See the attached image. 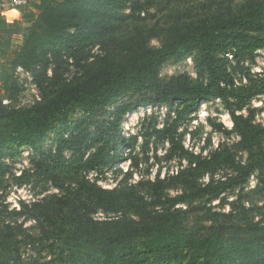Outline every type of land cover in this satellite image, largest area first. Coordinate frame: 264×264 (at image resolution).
<instances>
[{
  "label": "trees",
  "instance_id": "1",
  "mask_svg": "<svg viewBox=\"0 0 264 264\" xmlns=\"http://www.w3.org/2000/svg\"><path fill=\"white\" fill-rule=\"evenodd\" d=\"M38 1L33 8L29 4L19 9V18L3 17L0 8L1 98L8 104L15 100L17 68L30 74L38 91L29 106L0 111V176L8 169L3 159L28 147L34 152L33 165L14 182L21 186L36 175L59 192L30 205L21 202L20 209L12 212L42 220L40 234L51 241L50 248L57 242L65 245L67 258L72 259L68 264H145L146 257L152 258V264H182L187 259L195 263L200 258L205 264L264 263V203L257 209L260 221L242 233L231 232L222 223L234 215L232 210L208 213L211 223L206 231L191 233L183 227L189 209L177 207L188 197H218L254 172L258 173L257 188L264 192V126L253 122V111L247 117L237 114L231 102L237 101L240 109L251 98L264 95V77L238 88L233 77L246 61L255 60L257 50L264 49V0H243L236 10L234 0H201L194 7L197 12L186 21L165 28L133 26L130 32L120 31L123 34L113 30L108 18L130 8L124 0ZM130 6L138 12L142 5L133 2ZM23 22L30 26L23 28ZM19 35L21 44L16 45L13 38ZM154 38L160 42L158 47L150 44ZM191 54L196 56L199 72L207 76L205 83H193L187 75L169 81L159 77L163 64ZM227 55L232 56L234 72L227 68ZM64 58L73 59L78 76L69 79L61 72ZM134 96L141 100L116 106L108 113L105 130L97 126L92 134L84 121L70 120L76 110L104 113L107 106ZM210 99L223 103L233 123L231 129L215 123L213 128L238 135L237 149L247 152L245 163L223 145L206 156L189 153L186 167L176 176L161 180L157 175L155 181L141 184L148 187L152 202L133 192V187L105 189L85 180L77 181L72 189L59 177L61 168H70L61 156L70 143L82 148L72 161L81 173L126 160L115 147H109L110 138L105 136L112 131L119 135L121 117L136 106L181 103L172 124L155 133L173 144L168 158L173 152L184 153L180 141L174 139L178 125L202 100ZM57 129L60 132L52 150L44 141ZM92 148L95 150L87 155ZM221 166L229 167L233 174L205 186L197 184L196 176ZM179 185L182 195L162 200L165 189ZM99 211L107 218L95 219L93 215ZM1 227L0 251H13L18 264L17 235L23 232V224L8 222ZM0 264L8 263L0 259ZM48 264H66V258Z\"/></svg>",
  "mask_w": 264,
  "mask_h": 264
},
{
  "label": "rangeland",
  "instance_id": "2",
  "mask_svg": "<svg viewBox=\"0 0 264 264\" xmlns=\"http://www.w3.org/2000/svg\"><path fill=\"white\" fill-rule=\"evenodd\" d=\"M127 7L121 12L111 15L108 20L114 29L118 31L117 34H123L120 31H131L133 26H140L142 28H165L171 25L179 24L186 21L189 16L196 13L194 8L201 0H124ZM243 0H234L233 7L236 10ZM133 2L140 3L141 10L138 12L132 11L130 6ZM16 45L21 44V37L13 38ZM151 46L158 47L160 42L157 39L150 41ZM96 49V48H95ZM94 49V50H95ZM261 51H264L262 49ZM188 57V58H187ZM228 57V56H227ZM230 62L227 64L229 72H234V63L230 57ZM61 72L67 78L78 76L79 69L74 65L72 58L63 59ZM51 72V70H50ZM159 77L164 81L177 77L179 75H187L193 83H204L207 80L206 74L199 72L196 64L195 54L185 56L177 62H167L163 64L158 73ZM14 77L17 80L18 94L15 100L9 102L3 100L0 94V109L4 111L7 107H26L32 104L38 96V91L32 83L29 73L24 71H15ZM235 87L245 85L246 87L254 81L264 77V52L257 54L253 62L246 61L243 68L237 69L233 73ZM233 80V81H234ZM245 87V88H246ZM140 97H126L118 100L116 103L107 106L110 110H104V113L94 112L86 113L82 110H76L70 115V120L73 122L84 121L88 131L92 134L96 132L97 126L105 130L106 119L108 113L116 106L124 104H132L139 102ZM233 109L237 114L247 117L253 111V122L264 126V96H255L247 101L243 108L238 109V102L231 99ZM181 107V103H173L171 105H152V106H136L121 117L119 124V135H112L109 132L105 137L110 138L109 147H115L118 153L125 157L126 160L119 161L107 168H102L98 171L96 168L83 170L82 173L79 168L73 166L75 159L79 157L81 149L73 143H70L68 148L62 151V159L65 160L66 165L70 168H61L59 176L64 179L66 186L74 189L78 182L88 181L90 184L100 183L102 185L112 186L114 183L119 188L133 187L135 193H140L147 198L148 202H152L151 192L147 186H141L142 183L152 182L156 180L157 175L159 179L164 178L161 175L176 176V170L179 172L187 165V156L189 153H201L204 156L210 154L218 146L227 147L237 152L236 160L244 161L243 151L237 149V144L240 139L236 133L230 135L223 134L222 132L215 131L212 125L222 124L224 127L231 129L233 123L228 110L224 107L223 103L217 99L202 100L193 114L188 116L183 122L178 125L174 139L176 142L181 143L184 153L181 151L173 152L170 158L168 154L173 149V144L166 138L155 133V130H163L172 124L175 118L177 108ZM259 119V121H258ZM59 128V127H58ZM60 132L59 129L54 130L52 134L48 135L45 139V145H51L50 148H55L53 140L56 139V134ZM113 137V138H112ZM101 144V143H100ZM99 145V143H98ZM175 145V143H174ZM95 148H92L87 155L92 153ZM239 151V152H238ZM195 153V154H197ZM170 155V154H169ZM247 155V152H246ZM247 157V156H246ZM33 154L28 150V147H22L13 152L12 157L3 159L7 164L8 169L4 176H0V228L5 226L8 222L11 224H23V232L17 235L20 241L18 245L19 260L18 264H48L51 261H58L61 258H66V264L72 259L67 258L68 251L65 245L61 242L54 243L50 248L51 241L40 234L42 220H38L31 214H24L17 216L12 212V195L13 187H18L14 182L17 176L16 172H21L30 169L33 165ZM247 159V158H246ZM246 161V160H245ZM244 161V162H245ZM79 163V161H78ZM80 164V163H79ZM127 168L125 172L124 169ZM174 172V174H170ZM229 167L221 166L216 168L213 172L196 176L197 184L205 186L211 180H218L222 177L232 175ZM21 175V174H20ZM58 175V174H57ZM18 177V176H17ZM42 177L31 176L28 183L32 190V195L39 199H44L53 192V187L49 182H45ZM112 180L113 183H110ZM23 184V185H24ZM22 186V185H21ZM19 186V187H21ZM53 187V188H52ZM258 187V173L254 172L249 175L245 182L240 185L233 186L226 190L218 197L211 198V196H202L200 198L188 197L184 203H179L177 207L189 209L190 213L188 218L183 224V227L191 231V233H203L206 231L207 226L210 225L206 216L210 212L229 213L233 211L232 217L222 220L223 224L231 232L242 233L250 225L260 221V215L257 214V209L264 203V192ZM113 188V187H112ZM57 189V188H55ZM183 187H170L165 189L163 198H173L183 194ZM7 206V209L4 208ZM157 207L156 209H159ZM95 213L93 217L98 219L102 216L107 218L108 215ZM120 215V214H118ZM122 215V214H121ZM132 218L131 214H128ZM145 264H152V258L146 257ZM0 259L8 264H17L15 253L13 251H0ZM189 259L185 260L182 264H192ZM193 264H205L203 259L200 258ZM211 264H237V263H211ZM264 264V263H260Z\"/></svg>",
  "mask_w": 264,
  "mask_h": 264
},
{
  "label": "built area",
  "instance_id": "3",
  "mask_svg": "<svg viewBox=\"0 0 264 264\" xmlns=\"http://www.w3.org/2000/svg\"><path fill=\"white\" fill-rule=\"evenodd\" d=\"M29 4H30V0H6V1H3L2 4H0V8L3 9V12H4V11L9 10V9H23V8H26ZM262 52H264V51H261V50H257L256 51L257 54H260ZM227 56L232 59V56L231 55H227ZM16 70L19 71V72L23 71L21 68H17ZM260 96H264V95H260ZM260 96H258V97H260ZM106 110H110V109L108 107H106L105 108V111ZM261 116L263 118L264 117V114L262 113ZM258 121H259V119H258ZM50 134H52V132L49 133L48 135H50ZM67 136H68V132H65L64 133V137H67ZM28 150L34 156V152L30 148H28ZM195 153H197V152H195ZM240 154H243L244 159L246 160V153L245 152H242ZM204 156H206V153H204ZM244 161H241V163L242 164L245 163ZM97 171H98V169H97ZM124 171L126 172L127 171V168H125ZM98 172H100V171H98ZM177 173H178V171L176 170L175 174H177ZM15 174L17 176H19L21 174V172H16ZM170 174L173 175L174 172H171ZM161 176L163 178H165L166 176H170V175L167 174L165 176L163 174ZM109 182L110 183H113L112 180H109ZM96 185L100 186L101 188H105V189H113V188H115L114 186H116L115 183L112 186H110V185L105 186V185L100 184L99 182L96 183ZM52 190H53L52 193H55V194H58V192H59L58 189H55V188H53ZM12 195L14 196V199L12 200V208H15L16 210H19L20 209V203L21 202H24V203L30 205L32 203H35V202L41 200V199H39V197L35 198L32 195V190H31L30 186L29 185H25V184L22 185L21 187H19V186L18 187H13ZM99 215L102 216L101 213H99ZM100 219H105V217L102 216V217L98 218V220H100Z\"/></svg>",
  "mask_w": 264,
  "mask_h": 264
},
{
  "label": "crops",
  "instance_id": "4",
  "mask_svg": "<svg viewBox=\"0 0 264 264\" xmlns=\"http://www.w3.org/2000/svg\"><path fill=\"white\" fill-rule=\"evenodd\" d=\"M39 1L38 0H30V8L35 7L36 5H38ZM35 12V10H34ZM21 14V11L19 9H9L6 10L4 12H2L3 17L7 18V19H11V18H19ZM30 26V24L23 22L22 23V27H28ZM21 37V35H19ZM17 37V36H16ZM22 39V37H21Z\"/></svg>",
  "mask_w": 264,
  "mask_h": 264
},
{
  "label": "water",
  "instance_id": "5",
  "mask_svg": "<svg viewBox=\"0 0 264 264\" xmlns=\"http://www.w3.org/2000/svg\"><path fill=\"white\" fill-rule=\"evenodd\" d=\"M0 105H1V101H0ZM0 111H1V109H0Z\"/></svg>",
  "mask_w": 264,
  "mask_h": 264
}]
</instances>
